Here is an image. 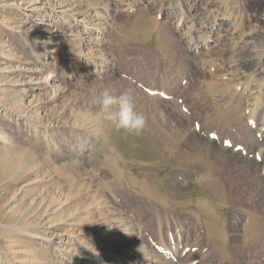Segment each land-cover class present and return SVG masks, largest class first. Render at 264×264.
I'll list each match as a JSON object with an SVG mask.
<instances>
[{
	"label": "rangeland",
	"instance_id": "rangeland-1",
	"mask_svg": "<svg viewBox=\"0 0 264 264\" xmlns=\"http://www.w3.org/2000/svg\"><path fill=\"white\" fill-rule=\"evenodd\" d=\"M263 53L264 0H0V264H264Z\"/></svg>",
	"mask_w": 264,
	"mask_h": 264
},
{
	"label": "bare ground",
	"instance_id": "bare-ground-1",
	"mask_svg": "<svg viewBox=\"0 0 264 264\" xmlns=\"http://www.w3.org/2000/svg\"><path fill=\"white\" fill-rule=\"evenodd\" d=\"M77 1V0H76ZM81 1V0H80ZM108 5V4H107ZM79 6V5H78ZM112 6V5H111ZM75 7V6H74ZM72 8V7H71ZM105 8H107L106 6H105ZM110 8V7H109ZM109 8H108V10H109ZM68 9V8H67ZM68 12H70V11H68ZM72 12V11H71ZM72 14V13H71ZM68 15V14H67ZM184 16V15H183ZM184 20V18H180L177 22H178V24H177V26H180V27H182L183 26V21ZM187 22V21H186ZM185 22V23H186ZM81 24H83V22L81 23ZM85 24V23H84ZM191 24V23H190ZM213 24V23H212ZM237 25V24H236ZM188 27V26H187ZM183 28V27H182ZM189 28V27H188ZM190 28H191V26H190ZM231 29V28H230ZM239 29V28H238ZM218 31H219V25H217V26H213L212 27V36H207L206 35V37L204 36V38L202 39H200L198 42L197 41H195L192 37L190 38V36L189 35H186V33L185 32H183L182 33V35H184V36H189V44L191 45V52L192 53H194V54H200L201 52H203V51H205V48L207 47V49H209V47L211 46V43L212 42H214V41H216L219 37H216V35H218ZM91 32V31H90ZM210 32V31H209ZM232 32V31H231ZM240 32V31H239ZM189 33V32H188ZM235 33V32H234ZM251 33V32H250ZM232 34H233V32H232ZM254 34H256L255 32H254ZM202 36V35H201ZM220 36V35H219ZM200 38V37H199ZM218 41V40H217ZM240 41H242V40H240ZM219 42V41H218ZM239 42V41H238ZM245 42V41H244ZM214 46V45H213ZM216 46V45H215ZM242 46V45H241ZM58 47V46H57ZM212 47V46H211ZM243 47V46H242ZM58 50H60L61 48H57ZM210 49H213V48H210ZM245 49V48H244ZM61 51V50H60ZM206 51H208V50H206ZM210 51V50H209ZM241 51H242V49H241ZM244 51V50H243ZM255 51V50H254ZM55 53V52H54ZM59 53V52H58ZM63 53V52H62ZM68 53V52H67ZM238 53V52H237ZM61 54V53H60ZM251 54V53H250ZM257 54V53H256ZM264 54V53H263ZM238 56V55H237ZM230 57V56H229ZM258 57V56H257ZM72 58V57H71ZM235 58V57H234ZM248 58V57H247ZM66 59V58H65ZM238 59V58H237ZM240 60H242V61H237V62H239L238 63V67L240 68V69H242V70H248L249 71V75H248V77L250 78V79H254L253 77H254V73H256V74H259L258 72L260 71V66L257 68H255V66L256 65H258V64H254V66H252L251 68H250V62L252 63V60L251 59H240ZM232 62V61H231ZM236 62V61H235ZM258 62V61H257ZM233 63V62H232ZM46 64H49V63H46ZM45 65V64H44ZM232 65V64H231ZM48 66V65H47ZM214 66V65H213ZM221 67V66H220ZM233 67H234V64H233ZM50 68V67H49ZM219 68V67H218ZM255 68V69H254ZM222 69V68H221ZM219 70V69H218ZM224 69H222V71H223ZM236 70V69H235ZM241 70V71H242ZM40 71V70H39ZM232 71V70H231ZM231 71L229 72L230 74H231ZM38 72V71H37ZM213 72V71H212ZM219 72V71H218ZM221 72V71H220ZM225 72V71H224ZM224 72H223V75H224ZM234 72V71H233ZM222 73V72H221ZM237 73V72H236ZM239 73V72H238ZM219 74V73H218ZM217 74V75H218ZM233 74H235V72L233 73ZM244 74V73H243ZM219 76L220 77H223V79H225V75L224 76H221L220 74H219ZM234 77V76H233ZM237 77V83H235V89H237V90H240L242 93H245L246 94V96L247 97H249L248 99L250 100V98H252V100L253 101H262V99H263V96H264V89H258V90H256V91H251V88H250V86H249V84H247V81H248V77L247 78H245V77H242V75L238 78V76H236ZM59 80H58V77L56 76V68L55 67H53L48 73H47V75H45V77H42L41 78V84L42 85H44L45 87L46 86H49V85H51V87H53V91H51V93L53 94V93H56L55 92V89L57 88L58 90H59V86L58 85H56V83L58 82ZM232 82V81H231ZM255 83V82H254ZM29 84V83H28ZM257 85V84H256ZM43 86V87H44ZM252 86V85H251ZM256 87V86H255ZM253 88H254V85H253ZM257 88H262V85H257ZM253 90V89H252ZM58 92V91H57ZM53 98H54V96H53ZM247 99V98H246ZM261 99V100H260ZM251 100V101H252ZM250 101V102H251ZM257 102H256V104H257ZM250 104V103H249ZM259 104V103H258ZM257 106V105H256ZM258 108V107H257ZM259 112V111H258ZM261 112V111H260ZM251 114L253 115V112H251ZM252 115H251V117H249V120L250 121H248L249 122V124H251V126H253V127H255V126H258V128H256L257 129V131H255V136H254V138L256 139V141H261V140H263L264 139V118L262 119V121H260V123H256L255 121L256 120H254L253 119V117H252ZM258 115V114H257ZM5 139V138H4ZM3 139V140H4ZM254 140V139H253ZM255 141V140H254ZM255 141V142H256ZM264 141V140H263ZM5 142V141H4ZM256 145H258V143H256ZM257 147H259V146H257ZM257 150V149H256ZM257 156H256V163H259V162H264V145H261V147L259 148V150H258V152H257V154H256ZM34 159H36V158H34Z\"/></svg>",
	"mask_w": 264,
	"mask_h": 264
},
{
	"label": "clouds",
	"instance_id": "clouds-1",
	"mask_svg": "<svg viewBox=\"0 0 264 264\" xmlns=\"http://www.w3.org/2000/svg\"><path fill=\"white\" fill-rule=\"evenodd\" d=\"M93 102L99 104L104 119L117 130L138 132L146 123L145 116L135 110L130 90L117 94L111 87L105 86L94 96Z\"/></svg>",
	"mask_w": 264,
	"mask_h": 264
}]
</instances>
